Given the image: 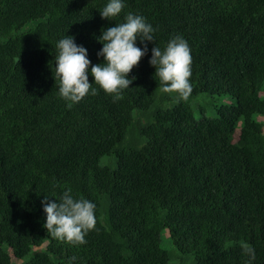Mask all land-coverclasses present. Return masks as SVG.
Wrapping results in <instances>:
<instances>
[{"label": "trees", "instance_id": "1", "mask_svg": "<svg viewBox=\"0 0 264 264\" xmlns=\"http://www.w3.org/2000/svg\"><path fill=\"white\" fill-rule=\"evenodd\" d=\"M105 3L0 0V264H246L245 244L264 264V0H125L111 21ZM128 12L161 49L187 41L188 99L160 92L155 44L138 39L148 52L119 99L93 84L66 102L57 41L72 36L102 63L97 38ZM65 190L96 205L82 245L43 227L44 196Z\"/></svg>", "mask_w": 264, "mask_h": 264}, {"label": "clouds", "instance_id": "2", "mask_svg": "<svg viewBox=\"0 0 264 264\" xmlns=\"http://www.w3.org/2000/svg\"><path fill=\"white\" fill-rule=\"evenodd\" d=\"M124 7L125 0H106L99 15L111 21ZM155 31L143 16L126 13L123 22L101 31L97 39L102 48L97 57H102L103 62L95 65H91L87 50L77 45L74 37L64 35L56 43L58 53L54 62L59 96L70 104L78 103L86 95H96L95 84L114 100L119 99L135 79L128 78V74L148 52L146 46L137 47V40L154 42ZM190 51L187 41L180 35L172 37L163 49L156 44L151 49L149 64L155 69L161 93H175L181 100L188 99L192 92ZM89 75L94 78L91 84ZM42 208L45 213L43 227L57 240L82 245L86 243V235L96 226L95 203L86 198H74L70 190H65L59 199L44 196ZM242 250L248 257L246 264H254L253 247L245 244Z\"/></svg>", "mask_w": 264, "mask_h": 264}, {"label": "rangeland", "instance_id": "3", "mask_svg": "<svg viewBox=\"0 0 264 264\" xmlns=\"http://www.w3.org/2000/svg\"><path fill=\"white\" fill-rule=\"evenodd\" d=\"M199 100H203L204 103H205L206 100H208V99H207V97H202V98L199 99ZM196 103H197V101H193L192 106H193V109H194V115H195V118H198V117H199V113H198V111L196 110V108L194 107ZM214 104H215V105H218L219 103H218V101H215ZM204 115H205L207 118H212V117H214L215 115H214V110H213V108H212V107H209V108L205 111ZM255 119L258 120V121H261V122L264 124V119H263V118H260V119L255 118ZM161 240H162V246H163V248H167V247H168V246H166L165 244H168V245L170 246V241L168 240V235H167L166 232L163 233V234L161 235ZM11 264H21V262H19V261L15 260L14 258H12V260H11ZM170 264H175V263H174V262H171Z\"/></svg>", "mask_w": 264, "mask_h": 264}]
</instances>
